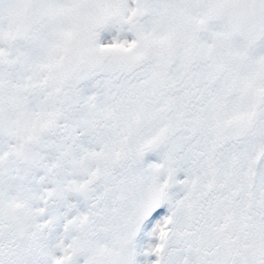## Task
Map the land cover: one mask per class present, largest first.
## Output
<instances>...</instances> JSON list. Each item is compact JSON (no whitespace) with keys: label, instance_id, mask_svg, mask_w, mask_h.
<instances>
[{"label":"snow or ice","instance_id":"6c2138e0","mask_svg":"<svg viewBox=\"0 0 264 264\" xmlns=\"http://www.w3.org/2000/svg\"><path fill=\"white\" fill-rule=\"evenodd\" d=\"M0 264H264V0H0Z\"/></svg>","mask_w":264,"mask_h":264}]
</instances>
